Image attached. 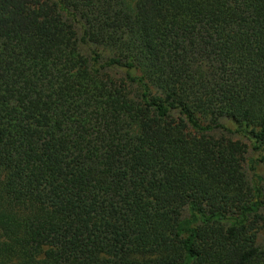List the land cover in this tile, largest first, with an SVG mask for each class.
<instances>
[{"label": "trees", "instance_id": "obj_1", "mask_svg": "<svg viewBox=\"0 0 264 264\" xmlns=\"http://www.w3.org/2000/svg\"><path fill=\"white\" fill-rule=\"evenodd\" d=\"M246 162L264 0H0V264H264Z\"/></svg>", "mask_w": 264, "mask_h": 264}, {"label": "rangeland", "instance_id": "obj_2", "mask_svg": "<svg viewBox=\"0 0 264 264\" xmlns=\"http://www.w3.org/2000/svg\"><path fill=\"white\" fill-rule=\"evenodd\" d=\"M231 129H234V126L232 124H229ZM232 136L234 138H239L243 141H245L248 145V150L246 153V160L249 158H254L258 155L257 151H254L251 147V142L249 139H247L246 137L242 136L241 134H233ZM245 170H246V174H247V178L250 182V184H254L255 180H256V175H260V176H264V169L262 167H258V169L256 170V172H253L249 169V165L248 162L245 163ZM261 189H262V198L264 199V181H262V183L259 184ZM256 244L261 247L262 249H264V227L262 229H260L256 235Z\"/></svg>", "mask_w": 264, "mask_h": 264}]
</instances>
